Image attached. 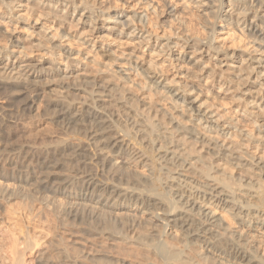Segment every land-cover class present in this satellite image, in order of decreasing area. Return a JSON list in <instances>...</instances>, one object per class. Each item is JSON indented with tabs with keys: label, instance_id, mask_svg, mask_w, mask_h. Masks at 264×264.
Listing matches in <instances>:
<instances>
[{
	"label": "bare ground",
	"instance_id": "obj_1",
	"mask_svg": "<svg viewBox=\"0 0 264 264\" xmlns=\"http://www.w3.org/2000/svg\"><path fill=\"white\" fill-rule=\"evenodd\" d=\"M0 92L66 136L0 176V264H264V0H0Z\"/></svg>",
	"mask_w": 264,
	"mask_h": 264
},
{
	"label": "rangeland",
	"instance_id": "obj_2",
	"mask_svg": "<svg viewBox=\"0 0 264 264\" xmlns=\"http://www.w3.org/2000/svg\"><path fill=\"white\" fill-rule=\"evenodd\" d=\"M255 33V31H253ZM15 99L20 102L23 97L19 96H11L6 94L5 92H0V108L4 106H9L11 100ZM13 106V105H10ZM13 112L9 113L10 117L13 120L19 121L21 124V130L17 133H1L2 138H0V176L2 177H9V176H21L25 183H27L30 187L38 186L39 182L45 180L46 170L41 169L38 167V163L33 161L32 165L28 159H32L29 155L25 152H31L30 149L34 151V153L38 154L43 152L44 149L47 152L48 147L57 145L56 141L62 140L66 138V136L53 124L48 118H41V117H33L31 111L29 112H21L22 105L19 103L18 107L12 108ZM44 114V112L42 111ZM47 148V149H46ZM19 150L14 152L13 150ZM21 150V151H20ZM25 151V152H24ZM17 153V154H16ZM35 157V156H34ZM29 159V160H30ZM35 159V158H34ZM67 164L68 161H63ZM119 165H126L131 170H139V168L135 167L133 164L128 163L127 161H119ZM69 165V164H68ZM73 176L70 165L66 167H60L55 173L54 176L49 175V178L55 180H64V179H71ZM50 188L55 189L53 184H50ZM69 194V193H68ZM74 196V195H73ZM29 204L28 200L22 199H12L10 200L8 205L11 207L19 208L24 204ZM34 210L33 215L36 214L38 211L37 209L40 208L37 203L33 204ZM8 206H0V218L3 220H8L9 218V210L7 211ZM69 231L64 229H59L58 222L53 220V218L49 219L43 227L42 230L49 234V237L52 238L55 235H64L68 239V244L71 245L75 242L80 241L81 235L77 233L75 228H67ZM256 236L261 238V234L258 231H254ZM263 239V238H262ZM254 244H257L258 241H253ZM106 247V246H104ZM119 258L124 259L131 263H140L138 258L135 257H124L118 255ZM30 264H36L35 261H32Z\"/></svg>",
	"mask_w": 264,
	"mask_h": 264
}]
</instances>
